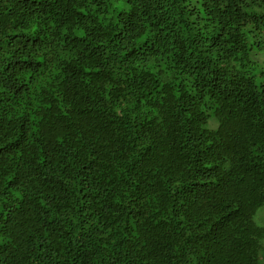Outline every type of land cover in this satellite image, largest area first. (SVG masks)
I'll use <instances>...</instances> for the list:
<instances>
[{
  "label": "trees",
  "instance_id": "1",
  "mask_svg": "<svg viewBox=\"0 0 264 264\" xmlns=\"http://www.w3.org/2000/svg\"><path fill=\"white\" fill-rule=\"evenodd\" d=\"M0 264H264V0H0Z\"/></svg>",
  "mask_w": 264,
  "mask_h": 264
},
{
  "label": "rangeland",
  "instance_id": "2",
  "mask_svg": "<svg viewBox=\"0 0 264 264\" xmlns=\"http://www.w3.org/2000/svg\"><path fill=\"white\" fill-rule=\"evenodd\" d=\"M258 222L261 223V220L258 218Z\"/></svg>",
  "mask_w": 264,
  "mask_h": 264
}]
</instances>
